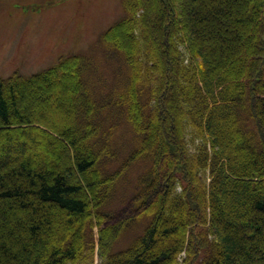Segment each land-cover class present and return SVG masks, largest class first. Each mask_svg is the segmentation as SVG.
<instances>
[{"label": "trees", "instance_id": "obj_1", "mask_svg": "<svg viewBox=\"0 0 264 264\" xmlns=\"http://www.w3.org/2000/svg\"><path fill=\"white\" fill-rule=\"evenodd\" d=\"M122 5L114 84L83 53L0 78V264H264V0Z\"/></svg>", "mask_w": 264, "mask_h": 264}, {"label": "rangeland", "instance_id": "obj_2", "mask_svg": "<svg viewBox=\"0 0 264 264\" xmlns=\"http://www.w3.org/2000/svg\"><path fill=\"white\" fill-rule=\"evenodd\" d=\"M123 12L122 0H0V78L15 74L32 76L56 64L62 56L83 53L91 55L108 84H114L123 57L102 43L101 37ZM100 86L104 87L102 81L95 83L97 90ZM108 91L104 89V92ZM60 95L55 98L33 92L29 95V102L38 114V101L46 98L47 106H51L54 113L52 119L67 120L56 111L60 106ZM129 132L127 126H121L117 146L121 148L127 143L132 136ZM142 168L137 165L131 169L129 177L119 186L121 193L131 194L130 182ZM120 206L118 197L112 207L120 210ZM129 231L133 236L139 228L135 224ZM95 237L98 242V235ZM119 243L121 238L117 240V245Z\"/></svg>", "mask_w": 264, "mask_h": 264}, {"label": "bare ground", "instance_id": "obj_3", "mask_svg": "<svg viewBox=\"0 0 264 264\" xmlns=\"http://www.w3.org/2000/svg\"><path fill=\"white\" fill-rule=\"evenodd\" d=\"M204 253V252H203Z\"/></svg>", "mask_w": 264, "mask_h": 264}]
</instances>
